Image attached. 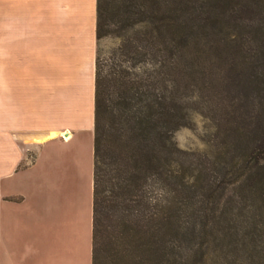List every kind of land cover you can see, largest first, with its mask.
Returning a JSON list of instances; mask_svg holds the SVG:
<instances>
[{"label":"trees","instance_id":"obj_1","mask_svg":"<svg viewBox=\"0 0 264 264\" xmlns=\"http://www.w3.org/2000/svg\"><path fill=\"white\" fill-rule=\"evenodd\" d=\"M107 33L123 59L96 51L92 264H264V143L173 137L218 125L232 56L264 91V0H97Z\"/></svg>","mask_w":264,"mask_h":264},{"label":"crops","instance_id":"obj_2","mask_svg":"<svg viewBox=\"0 0 264 264\" xmlns=\"http://www.w3.org/2000/svg\"><path fill=\"white\" fill-rule=\"evenodd\" d=\"M96 20L97 0H0V264H92Z\"/></svg>","mask_w":264,"mask_h":264},{"label":"rangeland","instance_id":"obj_3","mask_svg":"<svg viewBox=\"0 0 264 264\" xmlns=\"http://www.w3.org/2000/svg\"><path fill=\"white\" fill-rule=\"evenodd\" d=\"M119 44L120 38L115 33H107L98 40V62L103 64L105 71H108L116 61L120 63L123 59L117 49ZM240 61L241 57L234 55L230 64L224 65L226 73L223 71L225 74L223 87L219 86L217 91L222 97L218 125L201 115H193L190 126H182L174 131L173 137L180 149L208 151L213 142L220 139V133L222 134L223 130L229 132L230 138L226 140L235 141L238 150L242 147H250L257 142L264 143L262 140L264 137V91L260 90L256 82H252V77L249 76L251 73L243 70L246 68ZM122 64L125 65V62ZM228 103H233L234 106ZM83 148L87 149L85 144ZM84 169V176L78 181V201L83 198L84 188L89 178L86 168Z\"/></svg>","mask_w":264,"mask_h":264}]
</instances>
